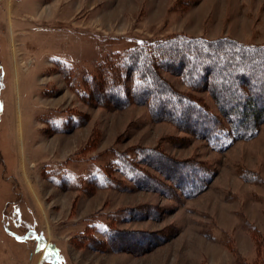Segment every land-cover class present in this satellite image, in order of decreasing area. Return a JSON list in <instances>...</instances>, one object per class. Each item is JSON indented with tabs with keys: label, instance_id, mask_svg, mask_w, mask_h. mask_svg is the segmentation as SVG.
I'll list each match as a JSON object with an SVG mask.
<instances>
[{
	"label": "rangeland",
	"instance_id": "obj_1",
	"mask_svg": "<svg viewBox=\"0 0 264 264\" xmlns=\"http://www.w3.org/2000/svg\"><path fill=\"white\" fill-rule=\"evenodd\" d=\"M176 34L264 45V0H0V264H264V124L220 151L144 105L89 98L102 64ZM163 75L220 114L208 91ZM136 146L201 161L214 179L179 199L119 174L90 184ZM108 228L163 239L133 249Z\"/></svg>",
	"mask_w": 264,
	"mask_h": 264
},
{
	"label": "trees",
	"instance_id": "obj_2",
	"mask_svg": "<svg viewBox=\"0 0 264 264\" xmlns=\"http://www.w3.org/2000/svg\"><path fill=\"white\" fill-rule=\"evenodd\" d=\"M163 72L179 76L191 91H208L220 114L192 92L176 89ZM87 82L90 100L112 108L144 105L153 120L171 122L220 151L235 141L254 139L264 124V45H247L231 37L176 34L143 41L121 59L102 64L98 77L91 76ZM114 156L90 184L118 186L121 181L115 176L119 174L141 190L193 198L207 190L215 175L201 161L175 159L160 149L136 146L114 151ZM240 176L251 182L259 177L246 170ZM117 235L113 228L105 232L110 242L122 239L133 249L148 248L163 239L155 232L125 230ZM257 243L260 250L262 242Z\"/></svg>",
	"mask_w": 264,
	"mask_h": 264
}]
</instances>
